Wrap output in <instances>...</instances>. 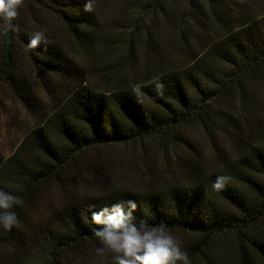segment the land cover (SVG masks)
I'll return each mask as SVG.
<instances>
[{"label":"trees","instance_id":"trees-1","mask_svg":"<svg viewBox=\"0 0 264 264\" xmlns=\"http://www.w3.org/2000/svg\"><path fill=\"white\" fill-rule=\"evenodd\" d=\"M232 4L233 0H23L12 28L4 31L0 20V87L35 109L40 121L0 164V189L24 201L15 208L20 225L0 229V264H64L63 255L95 251L99 242L83 209L89 202L124 198L136 199L138 218L165 222L172 231L184 233L181 245L191 264H264V128L258 120L257 134L248 132L245 141L242 135L247 133L238 129L237 115L228 113L233 102L242 108L251 100L254 82L264 83V10L237 18ZM106 11L112 12L111 37L103 34L98 20ZM37 32L43 39L33 47L30 40ZM102 44L109 53L100 62L113 66L114 76L116 70H132L130 79L125 75L104 92L88 84L94 77L70 55L75 51L95 62ZM137 50L145 51L151 67L139 66ZM175 52L186 54V59L175 60ZM25 63L62 79V94L52 99V111L31 102L33 84L21 75ZM109 73L104 68L97 74L106 78ZM37 74L41 85H52ZM68 80L73 83L69 89ZM219 121L232 139L236 133L242 136L244 143L236 140L231 154L218 145ZM195 126L211 144L212 166L202 169L197 162L188 163V173L175 178L170 163L175 164L168 155L182 145L195 151L186 135ZM115 146L137 147L138 166L144 169L150 167L144 162L151 159L148 151L160 153L165 186L69 199L46 219L28 222L29 207L44 190L60 192L61 178L78 167V159L90 155L87 170L94 173L96 154ZM217 175L229 177L222 190L211 187ZM95 264H112L110 254Z\"/></svg>","mask_w":264,"mask_h":264},{"label":"rangeland","instance_id":"rangeland-1","mask_svg":"<svg viewBox=\"0 0 264 264\" xmlns=\"http://www.w3.org/2000/svg\"><path fill=\"white\" fill-rule=\"evenodd\" d=\"M233 3H235V5L232 4L231 8L234 16H239L237 18L247 16L251 12L255 15L264 10V0H233ZM111 18L112 12L109 11H106L98 17L103 34L109 37L115 34V30L109 25ZM55 30L59 32L61 29H54V33ZM60 39L62 40V38ZM200 39L202 43L206 41L203 35ZM198 44V42L195 44L193 41V45ZM108 53V48L105 45L103 46V44L100 45L97 48L98 59L95 62L92 61V63H89L85 59L83 60L79 53L75 51L70 52L71 60L81 68H87L88 74L94 77V79L92 77L90 78L91 80L88 79V84H90L92 88L95 87L102 92L112 88L118 83L117 81L125 75L129 79L132 75V70L130 68L127 69V73L125 70H116L117 74L114 76L115 73L114 70H112L114 67L110 64L103 65L106 64L105 61L100 62V60L106 59ZM145 54V51L137 50V52H135L137 60L139 61V66H142L143 63L151 67L152 65L144 59ZM112 56L114 57V54H112ZM173 57L175 60L181 62L186 59V54L175 52ZM104 68L105 71L109 70L110 72L106 75V78L97 74L99 71H103ZM21 69V75L26 76L33 84L31 93L33 100L31 102L34 101L33 103L37 106L42 105L47 112L52 111V99L62 94L58 89L62 79L48 72L41 73L33 69L31 65L27 63L21 64ZM37 72L42 74L45 80H52L50 81L52 85H49V83H47V87L41 85V77ZM67 82V88H72L73 83H71L70 80ZM250 97L251 100L245 103L242 108L238 106L239 102L236 104L233 102L232 105H229L232 107V110L228 111V113L232 115H237L240 123L238 129L242 133H247V135H242L245 141H247L248 132L249 135L257 134L254 127L258 120H260L264 128V83L262 81L253 83ZM35 112V109H29L25 102L21 103L17 97L7 91L4 85L0 87V164L13 155L29 130L37 128L40 125L39 117ZM219 122L220 129L216 132L218 145L231 154V152L235 151L237 148L235 144L236 140L238 144H242V136L236 133L237 137L232 139L228 135V131H226V124L221 121ZM229 130H233V127H230ZM186 135L190 142H193L195 151L190 149L189 146L182 145V147L178 148L176 153L174 151L170 152L171 155L169 154L168 156L171 158V162L175 164L173 165L170 163L175 178H183V176L188 173L186 170L188 163L197 162V164L203 165L202 169L212 166L209 161V149L211 148V144L201 129L198 126L190 127ZM238 147H241L242 151L245 149L242 145ZM137 149V147L131 148L129 146L105 147L100 151L99 155L96 154L95 156L94 163L96 171L94 173L87 170V162H89V160L92 161L90 155L78 159V167L70 170L67 175L61 178L62 181L59 187L62 188V190L60 192L50 189L44 190L41 196L37 198L36 203L29 207V212L27 213L28 222L32 224L40 221V219H46L54 210L64 207L69 199L78 201L90 196H101L117 189L143 191L148 188L155 189L165 186L168 179L164 172V167H161V154L155 151H148V155L151 159H145L144 162H147L150 167L149 169H144L143 165L140 167L138 166L136 156L139 150ZM174 234L182 244L186 238L184 233L174 232ZM65 256H62L64 264H95L98 260L93 250L77 251L76 253L74 252Z\"/></svg>","mask_w":264,"mask_h":264},{"label":"clouds","instance_id":"clouds-1","mask_svg":"<svg viewBox=\"0 0 264 264\" xmlns=\"http://www.w3.org/2000/svg\"><path fill=\"white\" fill-rule=\"evenodd\" d=\"M23 0H0V20L3 29L13 27ZM43 39V33H35L30 45L35 47ZM139 85L136 90H139ZM229 177L217 175L212 189L222 190ZM19 196L0 189V229L10 231L20 225L15 211L23 206ZM136 199L124 198L112 202H89L82 215L94 238L99 242L95 256L100 261L110 254L112 264H191L181 241L165 222L152 224L143 216L137 217Z\"/></svg>","mask_w":264,"mask_h":264}]
</instances>
